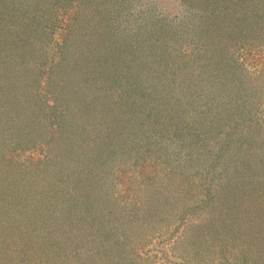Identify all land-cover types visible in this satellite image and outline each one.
Returning <instances> with one entry per match:
<instances>
[{
	"label": "rangeland",
	"instance_id": "obj_1",
	"mask_svg": "<svg viewBox=\"0 0 264 264\" xmlns=\"http://www.w3.org/2000/svg\"><path fill=\"white\" fill-rule=\"evenodd\" d=\"M0 264H264V0H0Z\"/></svg>",
	"mask_w": 264,
	"mask_h": 264
}]
</instances>
